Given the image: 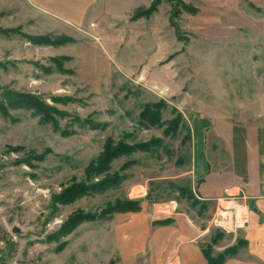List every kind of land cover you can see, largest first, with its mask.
Here are the masks:
<instances>
[{"label": "rangeland", "instance_id": "374dc122", "mask_svg": "<svg viewBox=\"0 0 264 264\" xmlns=\"http://www.w3.org/2000/svg\"><path fill=\"white\" fill-rule=\"evenodd\" d=\"M221 1L0 0V264H121L115 201L172 199L212 217L215 202L193 203L173 179L189 158L191 98L238 87L220 76L221 53L206 52L241 28L247 57L236 65L253 71L261 53L249 37L264 23V0ZM120 146L133 150L112 156ZM77 213L90 219L66 231Z\"/></svg>", "mask_w": 264, "mask_h": 264}, {"label": "crops", "instance_id": "0c3cea01", "mask_svg": "<svg viewBox=\"0 0 264 264\" xmlns=\"http://www.w3.org/2000/svg\"><path fill=\"white\" fill-rule=\"evenodd\" d=\"M231 1L223 0L221 4L233 10V6H227ZM261 10L260 19L264 8ZM253 27L255 33L249 43L261 53L254 59L253 71L243 65L240 71L236 65L247 57L240 49L245 41L241 28L237 38L222 40L219 50L206 52L208 59L221 53L228 66L221 69L220 76L229 82L236 77L238 87L222 84L217 88L213 71L212 77L206 76L214 85L211 94L205 98L191 95L195 114L189 121V158L184 169L173 176L189 185L199 206L215 202L212 214L224 197L247 204L246 225L231 232L229 238H218L211 231V216L198 218V212L192 215L176 201L170 214L166 213L170 207L166 201L153 203L148 209L141 203L139 210L114 212L109 217L110 234L118 241L122 238V245H117L115 251L121 264H207L204 247L210 245L211 255H216L238 239L242 242L234 253L225 255L221 264H264V23L260 21ZM159 205L165 207L159 217L171 218L168 223H153L150 214L156 216ZM130 232L133 237L126 241Z\"/></svg>", "mask_w": 264, "mask_h": 264}, {"label": "trees", "instance_id": "16d2710c", "mask_svg": "<svg viewBox=\"0 0 264 264\" xmlns=\"http://www.w3.org/2000/svg\"><path fill=\"white\" fill-rule=\"evenodd\" d=\"M16 96V102L15 103H25L27 104V106L32 107V108H36L38 109V111H40V106L36 100L35 97H33L32 95H24L22 94H18L17 92L14 93ZM148 108V106H147ZM145 108L142 111V115L146 114L148 112V109ZM157 116H151V118L154 120L156 119ZM133 150V147H128V146H120L118 148H116L113 152H112V156H118L120 154H124L126 152H129ZM104 153V150H103ZM102 153V154H103ZM101 154L99 155L100 158ZM98 158V159H99ZM105 161V157L102 156V158L100 159V162ZM176 184L181 188V189H185L188 188V190H190L189 185L185 182V183H180V182H176ZM81 192V191H78ZM191 193V191H190ZM191 197H193L192 193L190 194ZM190 197V198H191ZM193 203H199V201L197 199L192 198ZM155 201V200H153ZM204 206V204H202ZM141 207V203L139 202V198L138 199H134V200H126L125 202H119V201H115L113 203H111L108 206L109 209V217L111 216V214H113L114 212H122V211H136L139 210ZM90 219V216L88 214H83V213H77L75 214V216L70 217L66 223H64V229L70 230L71 228L75 227L79 222H81L82 220H87ZM169 221H171V218H164V219H160V220H155L153 221L154 224H164V223H168ZM217 237V236H216ZM214 237V238H216ZM213 238V239H214ZM242 241L240 239H238L236 241V243L226 249H224L222 252L216 254V255H211V247L210 245H207L206 247L203 248V253L205 255V258L207 260V264H221V262L223 261L225 255L227 254H232L235 252L237 246L241 243Z\"/></svg>", "mask_w": 264, "mask_h": 264}, {"label": "built area", "instance_id": "2783aa9c", "mask_svg": "<svg viewBox=\"0 0 264 264\" xmlns=\"http://www.w3.org/2000/svg\"><path fill=\"white\" fill-rule=\"evenodd\" d=\"M144 192L145 191H140L139 195L145 196ZM166 202L170 205L168 210H166V213L170 214L173 209L171 206L175 205V200L171 199ZM163 209H165V207H163ZM248 211L249 206L245 203L239 202L233 198H221L215 206L210 222L226 232H236L238 229H241L246 225V214ZM164 212V210L162 212L156 210L155 214Z\"/></svg>", "mask_w": 264, "mask_h": 264}, {"label": "water", "instance_id": "95a60500", "mask_svg": "<svg viewBox=\"0 0 264 264\" xmlns=\"http://www.w3.org/2000/svg\"><path fill=\"white\" fill-rule=\"evenodd\" d=\"M13 232H19V229L16 226H14Z\"/></svg>", "mask_w": 264, "mask_h": 264}]
</instances>
